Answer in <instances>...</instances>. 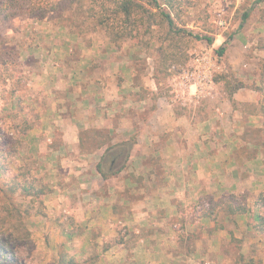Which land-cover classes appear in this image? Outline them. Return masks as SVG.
<instances>
[{"label":"rangeland","instance_id":"obj_1","mask_svg":"<svg viewBox=\"0 0 264 264\" xmlns=\"http://www.w3.org/2000/svg\"><path fill=\"white\" fill-rule=\"evenodd\" d=\"M141 1L147 7L154 6L152 0ZM63 4L67 6L55 12L45 6L42 18L37 17L43 11L39 4L31 5L28 0H16L14 5L0 8L5 15L0 22V231H6L13 244L10 260L18 259L19 264H76L72 263V258L77 264L94 262L89 252L77 257V243L71 233L77 232L79 226L73 225L71 216L62 223L60 217L65 212L55 209L48 213L45 204L54 189L52 185L61 183L60 174L77 167L70 161H58L56 157L60 154L55 151L58 146L53 145V139L61 137L60 126L54 127L53 123H61L58 114L63 113V91L56 85L57 74L62 72L61 61L65 58L72 60L83 54L98 59L96 64H108L112 81L118 83L126 68L129 77L137 79L134 83L138 84L139 80L142 84L137 93L153 99L150 87L154 82L179 105L182 84L187 81L192 86L186 92L189 97L184 95L183 98H188V105L194 108L215 104L209 94L198 98L194 94L193 82L199 79L201 84L197 85H203L204 71L210 68V72L205 71L206 77L208 75L218 85L216 88L213 84L206 85L210 94L221 88L230 94L239 86L261 93L259 108L254 110L263 116L262 126H246L236 135L241 141L259 144L257 149L264 153V0H158L159 7L170 13L172 25H168L159 8H154L157 22L151 24L148 32L135 28L122 36L111 34L106 24H97L92 19L94 10L90 0H71ZM56 22L70 26H57ZM204 37L211 41L207 42ZM220 47L224 48L221 54ZM66 103L69 102L66 100ZM217 105L227 104L220 101ZM82 137L86 143H91L83 146L84 152L94 148V139L109 140L102 132L91 130H83ZM127 142L123 151H128L133 141ZM66 149L61 148L64 153H72L71 148ZM109 150L113 149L109 147ZM85 155L80 167L87 169L90 157ZM105 159L102 168H110L107 154ZM32 177L37 178L34 185L42 192L25 196L20 185L31 181ZM1 182L16 183V189L8 191ZM259 193L244 191L233 195L223 193L215 199L205 197L203 215L218 218L216 224L219 225V221L235 213L226 203L228 200L252 209ZM69 198L72 201L70 192ZM248 213L252 219L253 212ZM253 225L249 228L250 235L257 244L244 254L243 242L234 243L235 249L231 250L234 264H264V235ZM61 236L65 237L64 242Z\"/></svg>","mask_w":264,"mask_h":264},{"label":"crops","instance_id":"obj_2","mask_svg":"<svg viewBox=\"0 0 264 264\" xmlns=\"http://www.w3.org/2000/svg\"><path fill=\"white\" fill-rule=\"evenodd\" d=\"M97 60L65 58L57 74L63 113L61 123H53L61 131L53 145L58 161L77 167L60 174L45 204L48 213L65 212L60 222L71 216L79 226L71 233L77 257L92 253V264H234V243L243 242L244 254L257 244L249 230L255 221L248 212L233 213L217 225L218 218L203 215V199L257 194L264 187L263 151L236 135L246 126H262L263 116L254 110L261 93L241 86L227 94L221 88L209 95L211 107H190L182 97L179 105L154 82L153 99L137 93L142 84L126 68L120 83L112 81L108 64ZM220 101L227 105L219 107ZM83 130L109 140L94 139V148L84 152L91 143L81 138ZM128 140L133 142L125 152ZM85 153L87 169L80 167ZM106 154L110 168L103 169Z\"/></svg>","mask_w":264,"mask_h":264},{"label":"trees","instance_id":"obj_3","mask_svg":"<svg viewBox=\"0 0 264 264\" xmlns=\"http://www.w3.org/2000/svg\"><path fill=\"white\" fill-rule=\"evenodd\" d=\"M29 4H39V8L42 11L41 15L37 17L42 18L45 13V6H49V11L55 12L60 10V8L67 6V4H63V2H70L71 0H28ZM154 3L153 7H147L141 0H90V2L93 4L92 9L93 14L91 15L93 20L97 21V24L105 25L107 27V30L112 34H120L119 36H122V33L127 32V34H130L131 29L134 30L135 28H143L148 32L151 24L156 23V13H154V8H159L160 13L163 17L167 19V23L169 26L172 25V18L169 12H164L161 7L158 5V0H152ZM168 1V0H165ZM16 3V0H4L0 3V8L6 5H14ZM90 9V10H92ZM5 18V15H2L0 12V22H2ZM57 26L61 27H68L70 24L62 23V22H56ZM72 23V21H71ZM201 38V37H199ZM207 42H210L211 40L208 37H204ZM262 49H264V41L262 43ZM224 48L220 47L219 53H223ZM241 87V86H239ZM236 87L235 89L239 88ZM94 143V142H92ZM109 147V146H108ZM97 170L99 172H102L100 164H97ZM2 172L0 171V175ZM37 178L32 177L31 181L24 182L22 185H20L25 193V196H34L41 193V189L36 187L34 185V181H36ZM3 185L4 182H1ZM17 184L14 183L13 185H6L4 184V188H7L8 191L15 190ZM231 210L235 213H246L252 211V219L255 221V224L253 227L258 231L260 234L264 235V188L261 190V192L256 196L252 208H249L247 205L244 204H236L231 200H228L226 202ZM6 231L1 230L0 231V264H15L18 263V259H15L13 261L9 258V252L14 250L13 244L11 241L8 240V235L5 234ZM2 234L5 235V237L2 236ZM13 252V251H12ZM77 264V260L75 258H72V263ZM59 263V260H58Z\"/></svg>","mask_w":264,"mask_h":264},{"label":"built area","instance_id":"obj_4","mask_svg":"<svg viewBox=\"0 0 264 264\" xmlns=\"http://www.w3.org/2000/svg\"><path fill=\"white\" fill-rule=\"evenodd\" d=\"M209 67V66H208ZM205 71H208V72H210V68H208L207 70H205ZM204 71V73H205V75H203V80L205 79V81H203V85H197V84H199L200 83V81L201 80H199V79H196L195 80V82H193L194 83V85H195V97L196 98H198V97H201V94H203V96H206V95H210V92H208L207 91V89H205V88H207L206 87V85H209V84H211L212 83V80H211V78H209V76L207 75V77H206V72ZM186 73H187V71H185ZM188 75V74H187ZM186 75V76H187ZM192 75V73H190V76ZM188 82L187 81H183V90L181 91V93H180V96H182V98L184 97V95H186V92H189L190 91V87L192 86V83H189L188 85ZM201 84V83H200ZM203 86V87H202ZM188 94V93H187ZM177 96V98H178V95H176ZM188 97H189V95H188Z\"/></svg>","mask_w":264,"mask_h":264}]
</instances>
